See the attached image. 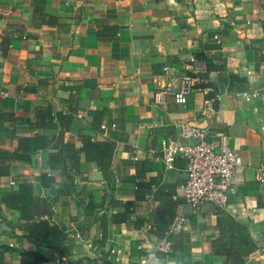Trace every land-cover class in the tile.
Returning a JSON list of instances; mask_svg holds the SVG:
<instances>
[{
	"label": "crops",
	"instance_id": "0c3cea01",
	"mask_svg": "<svg viewBox=\"0 0 264 264\" xmlns=\"http://www.w3.org/2000/svg\"><path fill=\"white\" fill-rule=\"evenodd\" d=\"M191 57L220 94L207 140L243 164L224 208H183L154 264H264V0H0V264H139L137 245L165 236L186 164L154 157L193 144L180 122L202 125L203 95L173 97ZM218 218L248 255L216 253Z\"/></svg>",
	"mask_w": 264,
	"mask_h": 264
},
{
	"label": "built area",
	"instance_id": "2783aa9c",
	"mask_svg": "<svg viewBox=\"0 0 264 264\" xmlns=\"http://www.w3.org/2000/svg\"><path fill=\"white\" fill-rule=\"evenodd\" d=\"M188 74L180 77V85L173 92L174 101L178 105H185L190 93L204 96L200 111L202 125H192L190 122L178 124V136L193 141V144H182L178 140H168L160 154L154 159L162 163L165 169H171L175 159L185 161V179L179 186L183 203L175 211L173 223L166 229L165 236L156 240H144L137 245L139 264H154L163 256L172 253V242L169 235L178 234L189 227V219L183 208L198 212L205 204H212L218 209L224 208L228 198L235 193L234 177L242 166L243 160L238 152L231 149H220L207 140L208 124L217 110L220 94L211 84L208 77L206 63L198 58L189 59ZM256 91L236 94L238 98L257 97ZM154 102L164 107V92H157ZM176 199L177 197L174 196ZM264 242V236L262 237ZM87 246L97 251V246L91 242ZM115 249H107V260L117 262ZM68 258H63L60 264H69Z\"/></svg>",
	"mask_w": 264,
	"mask_h": 264
},
{
	"label": "trees",
	"instance_id": "16d2710c",
	"mask_svg": "<svg viewBox=\"0 0 264 264\" xmlns=\"http://www.w3.org/2000/svg\"><path fill=\"white\" fill-rule=\"evenodd\" d=\"M37 11V8H36ZM110 146L109 144H106ZM218 227L222 233L220 240L216 242V253L227 258L241 259L254 249V243L245 235H235L224 231L223 220L218 218ZM231 227H236L231 221ZM238 227V226H237ZM5 249V248H4ZM21 264H40L45 259L37 252H23L20 254ZM69 264H95L92 260L84 258L80 262H70Z\"/></svg>",
	"mask_w": 264,
	"mask_h": 264
}]
</instances>
